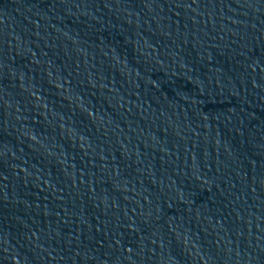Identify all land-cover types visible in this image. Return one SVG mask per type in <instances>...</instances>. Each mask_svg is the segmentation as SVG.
Returning a JSON list of instances; mask_svg holds the SVG:
<instances>
[{
    "label": "water",
    "instance_id": "obj_1",
    "mask_svg": "<svg viewBox=\"0 0 264 264\" xmlns=\"http://www.w3.org/2000/svg\"><path fill=\"white\" fill-rule=\"evenodd\" d=\"M0 264H264V0H0Z\"/></svg>",
    "mask_w": 264,
    "mask_h": 264
}]
</instances>
